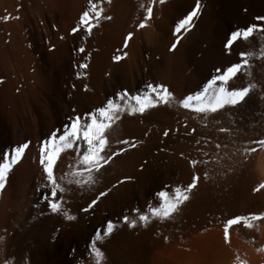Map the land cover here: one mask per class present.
Wrapping results in <instances>:
<instances>
[{
  "label": "rangeland",
  "instance_id": "rangeland-1",
  "mask_svg": "<svg viewBox=\"0 0 264 264\" xmlns=\"http://www.w3.org/2000/svg\"><path fill=\"white\" fill-rule=\"evenodd\" d=\"M80 1L71 21L67 15L61 23H57V15L47 18L49 38L43 40L28 30L16 6L12 14L5 11L9 22L3 19L7 24L3 23L1 29L8 60L0 62V123L6 132L13 127L14 137L0 147V156L22 143L29 146L0 191V264H96L90 245L98 232L103 237L97 242L104 254L102 264H127L132 260L124 245L115 244L113 233L133 218L143 199L152 200L157 192L171 186L184 188L190 183L176 176L182 160H187L188 145L191 150L198 145L209 160L223 159L221 175L237 176L233 184L237 191L254 153L264 149L255 143L264 140V56L259 55L264 39L254 33L248 41L238 40L229 50L224 48L232 31L264 23L256 19L264 16V6L258 8L241 0H200L201 7L188 30L176 32V25L192 11L196 0H155L147 19L149 0H124L123 10L119 0V9L108 15L113 21L106 31L109 36L102 41L100 24L94 17H90L93 27L87 34L82 27L71 32L90 8L89 0ZM108 2L112 4L113 0ZM93 3L98 5L99 0ZM142 21L144 27H139ZM129 32L132 36L125 47L123 41ZM177 36L180 39L176 48L171 49ZM81 46L83 52L78 50ZM244 51L256 55L229 82L235 87L255 85L243 101L236 106L226 105L216 113H198L182 106L185 98L204 91L207 81L219 74L217 68L223 70L239 63V53ZM116 55L121 56L119 61L113 59ZM148 84L164 85L172 94L171 102L157 104L144 113L119 114L106 133L108 147L102 155L121 147L125 151L99 172H93L95 183L91 185L74 182L75 169L82 167L76 164V157L86 145L81 143L75 152L62 151L54 175L64 177L60 183L66 191L60 211L52 212L44 199L48 188L40 164L41 145L53 134H63L72 117L83 118L85 113L106 106L109 99L123 105L118 95L122 92L129 97L144 96ZM29 110L32 120L28 119ZM249 148L256 151H247ZM196 176L197 183L190 193L201 195L208 179L206 182L205 176ZM101 191L106 195L92 209L82 211ZM65 212L75 219H65ZM109 221L114 225L110 233L106 227ZM113 243L119 246L116 252L109 248ZM259 250L264 253V249ZM261 259L258 264H264V255Z\"/></svg>",
  "mask_w": 264,
  "mask_h": 264
},
{
  "label": "bare ground",
  "instance_id": "bare-ground-1",
  "mask_svg": "<svg viewBox=\"0 0 264 264\" xmlns=\"http://www.w3.org/2000/svg\"><path fill=\"white\" fill-rule=\"evenodd\" d=\"M241 1L243 3H251V5L258 8L264 6V0ZM80 2V0H0V62L6 63L5 60H8L6 59V54H4L5 48L3 47L7 42L5 43V35L2 34L1 29V25L6 23L3 20L6 16L5 11L11 13L16 6L20 18L29 28L28 30L43 40V37L49 38L47 18L51 16L52 19L57 15V23H61V20H64L65 17L61 18L67 15L69 22L79 10ZM123 2L124 0L120 4L126 3ZM35 3H38V8L34 7ZM113 3L110 4L108 0H99L98 8L103 10L102 16H108L116 7L119 9V0ZM121 5L120 8L123 10L124 5L122 7ZM51 12L54 15H49ZM14 16L17 18L16 15ZM8 20L7 22H9ZM109 20L100 19V23H98L100 24V31H102V35L100 33L102 41L106 36H109V33L106 35V31L110 23H113V21L110 22ZM110 40L113 39L110 38ZM108 45H110V42ZM101 46L103 47L105 44ZM107 47L110 48L109 46ZM7 101L9 102L8 99ZM31 110L27 113L29 120H32ZM12 128H9V131L6 132L0 123V147H4L7 143L12 142L14 137V129ZM187 147L185 148L189 153L186 155L187 160L184 162L182 160L183 164H180L181 166L177 170L176 176L178 174V179L184 182H191L193 176L197 174L205 176L203 177L204 180L208 179L206 190L203 188L205 191H202V189L203 193L201 192V195L198 193H194L193 195L192 189V193H188L189 199L182 203L178 210L167 218H161L158 215L154 216L150 211V207L158 208L160 205V198L157 196L158 192L153 196L152 200L143 199L141 204L136 207L133 218L122 226L123 229L112 235V238L116 242L115 244L124 245L122 248L130 256L129 259L132 261H126L127 264H240V261H243L244 264H258L264 255L259 250V248L264 249V188L259 187L261 184H264V149L259 150V152L256 151V154L254 153L253 156L255 158L252 159L255 160L249 162L246 170L247 174L244 176L237 191L236 189L233 190V184L237 182V176L221 175L223 159L221 161H217L216 159L215 161L209 160V157H205V152L199 149L198 145L197 147H193L192 150L191 146L188 145ZM191 160H195L197 163L193 165L189 162ZM206 182L202 184L205 185ZM187 185L188 183L185 187ZM176 187L171 186L166 188L164 192L171 194ZM140 215L147 216V222H141L139 220ZM236 216L249 218V222L253 226L250 228L246 227L243 222L230 226L229 238L226 243L224 240V223ZM252 216H257L259 219L251 220ZM132 221H136V223L130 226ZM113 244L109 248L112 252L118 251L119 246L117 247Z\"/></svg>",
  "mask_w": 264,
  "mask_h": 264
},
{
  "label": "snow or ice",
  "instance_id": "snow-or-ice-1",
  "mask_svg": "<svg viewBox=\"0 0 264 264\" xmlns=\"http://www.w3.org/2000/svg\"><path fill=\"white\" fill-rule=\"evenodd\" d=\"M155 0H149V4L146 10L145 19H147L152 12V4ZM159 3H164V0H158ZM89 11L83 12L80 16V24L71 29L72 33H76L78 28H83L85 34H87L93 27V23L90 17L95 18V23L98 24L100 19L108 20L111 17L104 15L102 16V9L98 8L97 4L93 3V0H89ZM141 7H144L141 5ZM201 7L200 0H196L195 6L192 11H190L187 16H185L176 25V32L187 31L190 27V22L192 18L198 14V9ZM5 20L9 19L8 16L4 17ZM257 20L264 22V16L257 17ZM139 27H144L143 21L140 23ZM254 33H259L261 38L264 39V23L261 24H249L246 27L238 28L232 31L229 38L227 39L224 48L229 50L230 46L234 42L248 41L253 37ZM132 36L129 32L125 37L123 44L126 47L128 44V39ZM180 37H176L171 45V49L176 48V44ZM54 47V46H53ZM80 52L84 51L83 46L78 49ZM126 56L127 53H124ZM256 55L254 52L244 51L240 52V62L234 63L227 68L221 70L216 69L218 75H213L208 81L204 88V91L196 95L195 97L189 96L181 101L184 108H192L198 113L212 112L216 113L219 109L224 108L226 105L236 106L241 101L245 99L246 96L255 88V85L249 83L247 86L235 87L230 86L229 82L237 73L248 66L249 59ZM260 56H264V48L261 49ZM115 61L121 59L120 55L113 57ZM81 68L85 67L84 64L80 65ZM148 92L144 96H128L127 92L119 93L121 100H123V105L114 102L109 99L107 105L103 107L96 108L94 112H88L84 114V117L74 116L68 125L65 126L63 134L58 137L53 134L49 139H47L44 144L40 147V164L43 166V172L46 179L45 187L48 188V193L44 196L47 207L51 209L52 212L56 213L60 211V205L63 193L66 191L65 187L62 186L60 181H63L64 177L59 178L54 175V166L57 164V160L60 158L62 151L66 149H71L73 152L78 150V146L82 143L86 145V149L81 152L79 156L76 157V164L82 165V167L75 169V184L83 185L85 183L91 185L95 183L93 178V172H99L103 165H106L117 156L120 152L125 151L121 147L118 151L113 150L110 154L105 153L106 147H108V137L107 131L111 128L112 123L119 119V114L127 111L129 115L133 113H144L146 109L153 108L157 104L170 103L172 94L167 90V88L162 84H148ZM154 97V98H153ZM129 100L134 101L130 103ZM195 101V103H193ZM225 131V129H221ZM164 135L167 136L168 132L165 131ZM122 144H129L128 141H121ZM255 143L264 146V140L256 141ZM28 143H22L19 146L12 148L10 153L6 152L0 156V191L5 189L6 179L13 166L21 160L25 150L28 148ZM130 147H135V144H130ZM247 151L255 152V148H249ZM191 164L195 165L197 162L195 160L189 161ZM197 183V177L193 176L191 182L184 188L176 187L171 194L164 191L158 192L157 196L160 198V205L158 208L150 207V211L154 216L158 215L161 218H167L172 213L176 212L179 206L189 199L188 193ZM264 188V184L259 186ZM59 194V196H58ZM106 193L101 191L99 194L88 203L87 207L82 209V211L87 212L96 205L97 201L105 196ZM65 219L73 220L74 216L64 213ZM251 220H257L259 217L252 216ZM127 221L128 217H124ZM139 220L141 222H147V216L140 215ZM243 222L246 227H252L253 225L249 222V218L242 216H236L228 219L224 223V240L227 243L229 238V227ZM136 221H132L131 225H135ZM107 232H111L114 225L111 221L107 224ZM103 239L102 235L98 232L95 239L90 245V251L95 259L96 264H102L104 259V254L97 246V242ZM239 259V258H238ZM7 264V261L5 262ZM240 264H244L240 261Z\"/></svg>",
  "mask_w": 264,
  "mask_h": 264
}]
</instances>
